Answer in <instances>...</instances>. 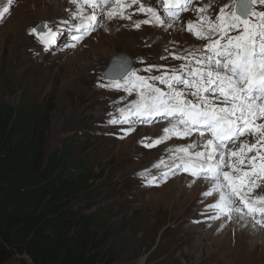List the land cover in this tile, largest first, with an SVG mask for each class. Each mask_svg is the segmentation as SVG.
Returning <instances> with one entry per match:
<instances>
[{"label": "rangeland", "instance_id": "obj_1", "mask_svg": "<svg viewBox=\"0 0 264 264\" xmlns=\"http://www.w3.org/2000/svg\"><path fill=\"white\" fill-rule=\"evenodd\" d=\"M45 1L13 0L11 4L8 0L0 1V100L11 105L22 103L31 110L46 113L47 152L64 142L74 145V155L67 165L82 167L83 175L72 209L80 215H100L104 227L113 230L109 246L123 254L117 264H264L263 231L254 233L256 243L251 244L250 239L240 237L249 234H240L231 218L219 215L204 222L210 210H214L203 195L208 186L182 178L178 183L176 179L170 185L161 186L159 181H154L145 186L149 190L139 188L137 173L151 167L159 158L156 151L146 152L145 145L161 141L158 136H169L140 128L151 129V124L145 125L143 118H154L157 114L131 116L128 121L116 123L107 122L103 114L112 98L130 95L138 86L137 76L156 82L158 76L165 74L168 53L183 47L199 49L201 45L205 49V42L201 40L199 44L192 31L185 27L144 26L143 17H137L139 27L135 30L131 29L132 25L110 22L106 15L114 7L113 0L102 5L95 2L101 8L100 13H93V3L83 0L81 4L89 16L74 15L69 10L73 9L71 0ZM146 1L140 3L145 9L159 6L154 0ZM140 4L138 11L150 14L141 11ZM199 4H202L199 8L207 5L211 11L204 17L215 21L220 14L218 8H223L225 13L231 11L233 0H193L190 6L197 8ZM190 6L183 14L193 9ZM5 7L7 13H3ZM162 11L165 18L168 13ZM254 11L264 12V7L257 3ZM91 16L95 19H90ZM85 20L91 21V27L77 30ZM104 22L110 29L102 27H107ZM41 23H45L41 28L43 35L30 33ZM112 43L114 49L109 48ZM37 44L42 47L39 56L31 52ZM116 56L130 59L134 76L116 81L104 78L110 61ZM198 69L195 66L194 70ZM181 76L189 80L192 75L186 71ZM116 83L121 87L117 88ZM176 85L184 92L182 99L197 102L196 97L187 94L195 89L185 91V85ZM262 122L256 121V124ZM162 142L170 143L169 137ZM184 181H189L186 187H192H185L181 192L179 188L185 185ZM260 192L264 194V186ZM217 219L220 221L214 223ZM198 235L205 240L196 242ZM6 264L28 263L13 257Z\"/></svg>", "mask_w": 264, "mask_h": 264}, {"label": "trees", "instance_id": "obj_2", "mask_svg": "<svg viewBox=\"0 0 264 264\" xmlns=\"http://www.w3.org/2000/svg\"><path fill=\"white\" fill-rule=\"evenodd\" d=\"M48 117L0 100V264H117L113 230L72 202L83 168L67 165L74 145L46 150Z\"/></svg>", "mask_w": 264, "mask_h": 264}, {"label": "bare ground", "instance_id": "obj_3", "mask_svg": "<svg viewBox=\"0 0 264 264\" xmlns=\"http://www.w3.org/2000/svg\"><path fill=\"white\" fill-rule=\"evenodd\" d=\"M43 1L44 0H39V2ZM113 1L114 3H112L114 7L110 8L107 12H115L116 14L111 16L106 15L108 21L121 22L125 24V26L132 25V30H135L137 28V17H143L142 25L144 26L153 25L156 27H161L166 24L170 27L181 26V28L185 27L189 30V25L191 24L193 25L192 34L194 35V38L197 39L199 44H202V39H198L194 32L196 30H201L205 33H208L209 31L208 24L202 23L201 18L211 14L210 9L207 5H205L203 6V8L205 9L203 13L197 11L198 9L202 8H199V6L204 3L199 4L197 8H193V6L190 7V9H193L185 14H183L184 10L175 9V11L178 13L182 11L181 14L183 15L173 18L172 16L166 14V17L164 18L161 14L163 13L162 10H165L163 5L159 2V0H154L155 3L157 2L159 4V6L152 7V9L155 11L156 15L159 16L163 21V23H159L151 13L148 15H144L140 11H138V3H145L147 2L146 0ZM82 2L83 0H77V3H71V5H73V9L69 10H73L72 12L74 13V15L89 16L86 7L81 4ZM89 2H92V0H89ZM95 2H100V0H95ZM130 2H134V4L128 5ZM100 4L102 5V3ZM262 6L264 7V5ZM92 9L93 13H100L101 11L99 5L93 6ZM115 9L118 10V13L115 11ZM218 10L220 11L219 8ZM87 19L89 18L87 17ZM145 21H148V23H145ZM88 23L89 22L87 21L85 24L87 25ZM104 23L107 24L106 22ZM102 27L110 29V26L108 24L107 27H105L104 25H102ZM26 33L27 35L29 34V29L26 31ZM217 38L218 37L215 35H212L210 37L211 40H215ZM105 41L106 39L104 40V42ZM203 41L205 42V49L201 45L199 46V49H192V47L190 49H186L187 47H183L182 50L180 49L168 53L166 55V59L168 60V63L166 64L167 72L163 75L158 76V78L162 77L167 81L173 74L181 76L186 71L188 73L206 72L208 70V61L206 59V55H210V53L207 51L206 45L209 44L210 40L203 39ZM224 42L225 41L223 40L221 41V43ZM113 46L114 43L110 44L109 48L114 49ZM200 48L203 49V52ZM31 52L39 56L42 54V47L37 44V46L34 47ZM197 61H200V63H198ZM195 66L199 67L197 71L194 70ZM194 79L198 80V77L192 75L189 78V80L191 81ZM145 81L146 84L150 85L152 88H158L165 93L170 91L168 84L162 83L161 79H157L156 82H153L151 80ZM172 83L177 90H180L179 86L176 85L174 81ZM141 94L147 97L151 95V92L149 88L140 86L138 83V86L134 88L130 95L123 96L120 94L112 98L111 102L106 103V112L103 113L105 119H107V122L110 120H126L131 116L132 118L137 117L130 113V109L134 107L135 103L141 100ZM109 98H111V95L109 96ZM154 114L155 113H153L151 116H153ZM262 121V123H264V120ZM145 122H147V124L145 125L151 124V129L141 126L140 128H146L144 130L148 132L150 130L151 133L161 131L165 134H169V136L158 137L161 139V141L169 137L170 143L161 142L149 144L154 146L147 147L146 152L152 153L156 151L158 152L159 158L153 163L151 167L137 173L138 184L140 186L139 188L141 190H149L145 186L150 185L154 181H159V185L161 186L166 183L172 184V181H175L176 179L178 180L176 183H178L180 181L179 179L182 178L189 179L196 185L208 186L203 191V195H205L206 198L209 199L208 202H210L214 210H210V214L206 216L207 220L204 222H209V219L213 217L217 218V216L219 215H224L233 220V225L237 227L240 234L242 232H247V234H249V236L241 235L240 237L247 238L246 241L250 239L251 244L256 243V240L254 239V233L259 231H263L264 233V216H261L260 214L257 215V213L249 214L248 207L246 205H250L253 208L264 207V202H262L264 201V194L260 192L261 187L264 186V139H260L259 134L241 135L238 139L233 141L235 143L231 142L232 144L229 145L227 144L228 141H226L224 148L221 150V155V153L215 152V140L211 147H206L207 141L213 140L214 138L212 137V134L210 132H206L202 128H193L191 133L185 136L182 135V133L185 131V126L178 123L177 119L174 117L156 115L154 118L148 117V119H145ZM254 126L255 125H253V127ZM165 129H169V131L166 133ZM173 129H175V131H173ZM201 132H204L203 135H201ZM176 133H181V135H177ZM139 145L142 146L143 142H140ZM209 152L214 153L212 160L207 159ZM196 153H202L203 155L197 157ZM217 164H219L222 169L219 182L213 179L211 175H205L203 172V170L208 166H215ZM186 165H191V167L186 170ZM193 171H196L200 174L193 175ZM223 173L228 174V180L224 179ZM162 177H165V179L161 180ZM184 182L185 185H181L179 191L185 189L187 184L186 182L189 181ZM217 183H230L240 194L239 196L231 195L230 206L228 208H225L223 211H221L220 208L216 207V205L221 203V193H231V188H220L219 190H217ZM191 187L192 186L189 185L186 187V189H190ZM198 187L199 186H197V188ZM196 200L197 198L195 199V201ZM198 200H200V198H198ZM219 221L220 219H217L214 223H217ZM257 221L260 222L258 223ZM200 228L202 229L201 226ZM211 228H214V226H212ZM197 237V241L194 239L195 237L192 240L196 242H198V240H205L199 235ZM192 240L191 243L193 244L194 242H192Z\"/></svg>", "mask_w": 264, "mask_h": 264}, {"label": "snow or ice", "instance_id": "obj_4", "mask_svg": "<svg viewBox=\"0 0 264 264\" xmlns=\"http://www.w3.org/2000/svg\"><path fill=\"white\" fill-rule=\"evenodd\" d=\"M12 2L13 0H8L9 4ZM71 2L75 4L77 0H71ZM84 2L88 3L89 0H84ZM100 2L107 3L108 0H100ZM159 2L169 16L176 18L179 13L175 9L187 10L193 0H159ZM92 3L95 6V0H92ZM257 3L264 5V0H233L232 10L225 13L223 8L220 9L216 21L202 17V21L208 24L209 31L205 33L196 30L194 34L198 39L210 40L206 45L207 51L210 53V55H206L208 70L191 73L198 77V80L192 81L175 74L167 81L162 77L158 78L162 83L168 84L170 91L167 93L158 88H152L146 84L143 77L137 76L136 81L140 86L149 88L151 95L145 97L141 94V100L134 104L130 113L138 117L153 113L174 117L178 123L185 126V131L182 133L185 136L189 135L193 128H202L210 132L214 138L207 141L206 147H211L215 140V152L221 153V155L225 142L234 141L241 135L259 134L260 139H264V123L255 124L256 121L264 120V12L254 11V5ZM140 10L148 11L157 22L163 23L153 9H145L142 6ZM197 11L203 13L205 9L201 8ZM7 12L8 8L5 7L3 13ZM115 14V12L109 13L110 16ZM253 17L255 19H251ZM91 19H95V17ZM88 27H91V21L87 25L82 22L77 30H87ZM35 31L36 29H31L30 33ZM189 31H193L191 24ZM229 33L237 34L233 36ZM212 35L218 38L211 40ZM49 36H52L51 32H49ZM222 40L225 42L221 43ZM42 42L48 43L43 39ZM197 62L200 63V61ZM129 75H135V73H131L130 68L123 72L121 79H128ZM154 79L157 78L154 77ZM173 81L175 84L185 85V91L195 89V91H188L187 94L196 97L197 102L194 103L187 98L182 99L184 92L177 90ZM115 86L121 87L120 83H116ZM202 93H206L207 96ZM216 93H219V96H216ZM216 100H219L220 103L216 104L214 102ZM109 122L116 123L117 121L110 120ZM253 125L255 126L253 127ZM168 131L169 129H165L166 133ZM176 134L181 135V133ZM160 142L162 141L157 140L155 143ZM201 155L203 154L196 153L197 157ZM213 155V152H209L207 159L212 160ZM185 167L188 170L191 165ZM203 172L205 175H211L216 181H220L222 169L219 164L210 165ZM192 174L199 175L200 173L193 171ZM223 176L225 180H228L227 173H223ZM216 188L217 190L231 188V193H221V203L216 205L221 211L230 206L231 195H240L230 183H217ZM246 206L249 214L259 213L264 216V207Z\"/></svg>", "mask_w": 264, "mask_h": 264}, {"label": "water", "instance_id": "obj_5", "mask_svg": "<svg viewBox=\"0 0 264 264\" xmlns=\"http://www.w3.org/2000/svg\"><path fill=\"white\" fill-rule=\"evenodd\" d=\"M45 26V23H41V25L36 28L37 36L43 35L42 27ZM119 68V73H115L114 70ZM132 68V64L130 59H126L124 57H114L113 60L110 61V66L107 71L104 73V78L107 80L121 79L123 72L127 69Z\"/></svg>", "mask_w": 264, "mask_h": 264}, {"label": "clouds", "instance_id": "obj_6", "mask_svg": "<svg viewBox=\"0 0 264 264\" xmlns=\"http://www.w3.org/2000/svg\"><path fill=\"white\" fill-rule=\"evenodd\" d=\"M35 32H36V31H35ZM35 32H34V33H35ZM36 35H37V34H36ZM117 69L120 71L119 68H117ZM131 69H132V68H131ZM115 70H116V69H115ZM106 80H107V79H106ZM116 80H122V79H114V81H116ZM118 121H119V120H118ZM118 121H117V122H118Z\"/></svg>", "mask_w": 264, "mask_h": 264}]
</instances>
